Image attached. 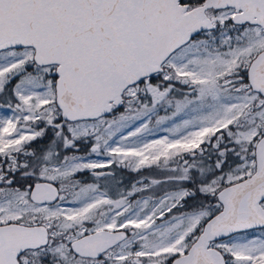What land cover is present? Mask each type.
<instances>
[{
	"label": "snow or ice",
	"instance_id": "snow-or-ice-1",
	"mask_svg": "<svg viewBox=\"0 0 264 264\" xmlns=\"http://www.w3.org/2000/svg\"><path fill=\"white\" fill-rule=\"evenodd\" d=\"M0 110V264H264V0H0Z\"/></svg>",
	"mask_w": 264,
	"mask_h": 264
},
{
	"label": "flooded vegetation",
	"instance_id": "flooded-vegetation-1",
	"mask_svg": "<svg viewBox=\"0 0 264 264\" xmlns=\"http://www.w3.org/2000/svg\"><path fill=\"white\" fill-rule=\"evenodd\" d=\"M160 114L163 115L164 113L161 112ZM117 172H118L119 175H122V176H124L126 178V182H127L128 179L131 178V176H130V174L128 173L127 170H123V169L117 168Z\"/></svg>",
	"mask_w": 264,
	"mask_h": 264
},
{
	"label": "rangeland",
	"instance_id": "rangeland-1",
	"mask_svg": "<svg viewBox=\"0 0 264 264\" xmlns=\"http://www.w3.org/2000/svg\"><path fill=\"white\" fill-rule=\"evenodd\" d=\"M4 114H8L10 115L11 113L7 112L6 110H0V115H4ZM162 132H158L157 135H162ZM87 177H89V175H86Z\"/></svg>",
	"mask_w": 264,
	"mask_h": 264
},
{
	"label": "trees",
	"instance_id": "trees-1",
	"mask_svg": "<svg viewBox=\"0 0 264 264\" xmlns=\"http://www.w3.org/2000/svg\"><path fill=\"white\" fill-rule=\"evenodd\" d=\"M84 179H90V177L85 176Z\"/></svg>",
	"mask_w": 264,
	"mask_h": 264
}]
</instances>
